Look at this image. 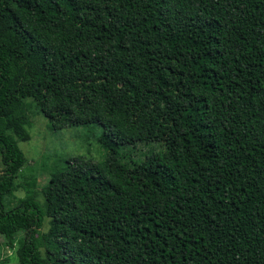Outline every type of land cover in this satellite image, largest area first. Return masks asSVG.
<instances>
[{"label": "trees", "instance_id": "trees-1", "mask_svg": "<svg viewBox=\"0 0 264 264\" xmlns=\"http://www.w3.org/2000/svg\"><path fill=\"white\" fill-rule=\"evenodd\" d=\"M29 114L103 158L16 184ZM0 165L16 264H264V0H0Z\"/></svg>", "mask_w": 264, "mask_h": 264}, {"label": "rangeland", "instance_id": "rangeland-1", "mask_svg": "<svg viewBox=\"0 0 264 264\" xmlns=\"http://www.w3.org/2000/svg\"><path fill=\"white\" fill-rule=\"evenodd\" d=\"M27 111L29 110L27 109ZM29 117L31 120L30 139L18 143L28 163L23 172L17 176L16 184H24L29 180L31 171L35 170L37 190L40 192L41 186L45 184L47 177V171L43 172L41 168L43 162L50 166L55 161L61 163L78 156H83L91 161H99L103 158L102 148L98 144V138L102 132L99 125L53 130L48 126V121L43 116L29 114ZM152 146L138 143L136 148H130L133 153L132 158L140 159L143 152H147ZM1 170L0 165V173ZM23 195L24 191L21 188L15 192L16 197H22ZM39 197H41L40 193ZM47 230L48 219L45 218L41 231ZM16 247L17 245L14 248L7 247L5 240L0 236V264H16Z\"/></svg>", "mask_w": 264, "mask_h": 264}]
</instances>
